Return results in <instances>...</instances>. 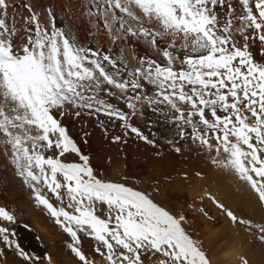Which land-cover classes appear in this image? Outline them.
<instances>
[{"label":"snow or ice","instance_id":"snow-or-ice-1","mask_svg":"<svg viewBox=\"0 0 264 264\" xmlns=\"http://www.w3.org/2000/svg\"><path fill=\"white\" fill-rule=\"evenodd\" d=\"M238 2L239 12L229 0H86L85 14L98 30L113 45L133 49L137 66L129 69L123 48L114 57L112 48L85 46L57 24L51 7L38 11L39 0L24 5L26 35L18 39L21 30L7 22L10 0H0V146L35 205L70 238L67 248L80 264H96L82 250V236L94 241L100 264H145V257L152 264L211 261L184 227L183 214L144 191L98 178L69 135L66 117L103 115L120 122L125 137L156 147L131 123L147 107L180 140L190 137L215 167L235 175L264 208V0ZM138 45L161 59L139 55ZM166 143L181 152L174 140ZM72 153L79 162L63 159ZM209 198L232 224L264 242V222L238 217ZM0 221L13 223L15 216L0 207ZM0 241L37 264L6 226Z\"/></svg>","mask_w":264,"mask_h":264},{"label":"rangeland","instance_id":"rangeland-1","mask_svg":"<svg viewBox=\"0 0 264 264\" xmlns=\"http://www.w3.org/2000/svg\"><path fill=\"white\" fill-rule=\"evenodd\" d=\"M35 2L36 0H10L7 22L10 26L15 22L16 27L21 30L18 39L26 35L22 31L24 27L23 18L27 17L29 13L24 5ZM229 2L232 3L237 12L240 11L238 0H229ZM84 3H86L85 0H39L40 7L37 10L43 13L45 7H51L54 11L72 17L74 20L70 19V22L73 28L77 29V37L79 36L86 45L96 38L102 43H106L105 39L110 41L102 29L98 30V24L96 25L94 17L85 14L88 9ZM42 15L41 23H47ZM236 38L241 44L243 43L242 37L237 35ZM110 44L113 47L112 55L117 57L118 54L119 57L121 54L119 43L118 50L116 49L117 43L113 45L110 42ZM135 50L144 51L153 59H161L155 52L143 45L136 46ZM254 51L259 59L258 48ZM126 53L123 51V57L129 69H132L134 67L129 65ZM100 121H104V128H107V132L100 126ZM63 123L67 126L69 135L80 147L81 152L89 156V164L98 178L124 183L134 189L144 191L156 203L170 210L174 215L183 214L186 218L184 227L192 238L200 243L199 229L205 232L204 229L199 228V223H202L206 224L207 228H213L218 235H223L222 238L226 236L229 242H235V245L244 249H241L242 251L255 249L257 252L254 255H263L264 242L257 238L258 234L253 235L245 231L244 227L232 224L220 209L216 208L209 197H215L238 217L251 219L255 223L264 222V208L257 204L250 191L236 179L235 175L215 167L207 152L194 144L190 137L180 140L176 130L167 125L163 117L145 107L142 118L137 116L131 121L133 126L138 127L150 139L156 140V147L139 140L134 134L125 137L120 122L113 124L103 115L99 116L98 119L88 115L79 118L66 117ZM153 133H156L155 137H153ZM117 135L121 136V141L113 142L112 138ZM168 139L174 140L176 146L181 148V152H175L173 146L166 143ZM4 153L3 146H0V207H4L14 214L15 222L0 221V226L8 227L10 238L20 249L33 258H39L37 264H48L45 257H51L52 264H80L67 248L70 238L62 232L42 208L35 205L30 190L15 175L14 168ZM48 154L52 155L53 153L49 152ZM63 159L66 162H79V158L74 153L66 154ZM192 181L195 184L196 181H199V184L210 189L207 191L210 193L201 196V202L195 214L200 222L196 225L194 223L189 224L190 218L187 213L189 214L191 211L189 208L190 199L185 194L182 195L178 192L179 188L191 186ZM49 196L51 197V194ZM51 200L54 204H58L54 197H51ZM201 209H204L208 216H205ZM99 214L104 215L103 213ZM190 222L192 221L190 220ZM222 228L225 230H221ZM23 233L32 235L37 242L29 250L25 249L21 242ZM237 234L240 235V238ZM217 241L224 244L223 240ZM201 245L209 258L210 251L202 243ZM94 247L95 244L91 238L82 236V250L85 255L89 259H94L96 264H100L102 258L95 252ZM0 253L11 264H27L2 241H0ZM145 264H152V259L145 257Z\"/></svg>","mask_w":264,"mask_h":264},{"label":"bare ground","instance_id":"bare-ground-1","mask_svg":"<svg viewBox=\"0 0 264 264\" xmlns=\"http://www.w3.org/2000/svg\"><path fill=\"white\" fill-rule=\"evenodd\" d=\"M16 1H18V0H16ZM46 2H44V3H46ZM85 4L86 3H84V6H85ZM54 13L56 15L57 24L59 26H62L65 31L69 32L80 43L84 44L82 42V40L79 38V36L77 37V34H76L77 29L73 28V26H72V24L70 22L71 20H74V19L72 17L70 18L68 15L63 14L61 12L54 11ZM42 16H43V19L47 22L46 15H42ZM94 20L96 21V25H97L98 24L97 20L95 18H94ZM104 41L107 44L106 43H102L101 41L99 42L97 40V38H96V39L92 40L90 42V44H88V45L84 44V45L85 46H91L93 48H101V49H103L105 51H107L109 48L113 49L112 45L110 44V41H108L106 39ZM118 43H119L120 50H121V48H123L124 51L127 52L126 53V57H127L126 59L129 61V65H131L132 67L137 66V61H136V59L133 58V50H131L127 46L125 47V45H123L121 42H117V47H116L117 50H118ZM137 52H138L139 55H146V53L144 51L137 50ZM120 55L121 54H119V56ZM117 57H118V54H117ZM139 117L142 118V116H139ZM199 181H196V184H195V182L192 181L193 182V183L191 182L192 185L188 186L187 188H179L178 189V187H177L179 194H182V195L185 194V196L188 199H190V201H191L190 207H189L191 211L189 212V214L187 213L186 210L185 211H186L188 217L190 218V220L192 221V222H190V220H189V224L194 223L195 225L200 222L199 219L197 218V215H195V214L197 213L196 209L199 207V203L201 202V196L203 197L204 194L210 193V192H207L210 189L205 188L202 184H199ZM200 227L202 229H204L205 232H202L199 229ZM199 228L198 229L200 231V235L199 234L198 235L201 238V243L204 246H206L208 248V250L210 251L209 258H210V261H211L212 264H241V259H240L241 257L247 259L248 264H264V253H263V255H261V254L254 255V253L257 252L255 249L252 250V251H250V249L242 251L241 250V249H243L242 247L235 245L236 244L235 242H229L228 239L226 238V236L224 238H222L223 235H218L213 230V228L212 229L211 228H207L206 224L199 223ZM221 230H225V228H222ZM194 235H196V234H194ZM238 236L240 238V235H238ZM236 239H238V238H236ZM217 240H223L224 242L223 241H221V242H223L224 244L219 243V241H217ZM21 242L23 244V247L25 249H28V250L30 248L34 247L37 244L35 238L32 235L28 234V233H26V234L23 233V237L21 239ZM222 245H224L225 247L221 248L220 246H222ZM0 264H11V262L7 261L5 256L0 253Z\"/></svg>","mask_w":264,"mask_h":264}]
</instances>
